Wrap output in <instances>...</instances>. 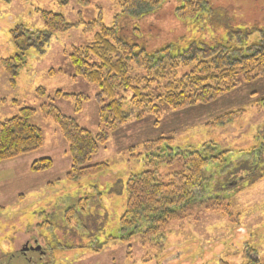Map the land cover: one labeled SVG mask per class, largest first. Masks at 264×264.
<instances>
[{
	"label": "rangeland",
	"instance_id": "obj_1",
	"mask_svg": "<svg viewBox=\"0 0 264 264\" xmlns=\"http://www.w3.org/2000/svg\"><path fill=\"white\" fill-rule=\"evenodd\" d=\"M205 1L200 17L184 22L174 16L180 5L177 0L166 2L144 20L123 14L114 0H0V123L19 115L24 106L50 103L93 135L99 132L100 108L95 100L99 90L76 77L69 58L73 48L94 42L96 31L85 33L81 22L102 16L105 26H117L127 43L145 47L149 54L171 46L172 56L191 47H232L237 44L230 39L233 33L251 34L253 40L264 28V0ZM39 11L62 15L73 27L38 43V33L45 30ZM16 55L21 56L23 66L12 84L1 63ZM195 63L181 68L179 76ZM130 65L133 79L145 75L134 63ZM58 91L88 99L76 111L73 99L55 97ZM132 96L130 91L117 98L128 101ZM263 98L264 77H260L210 103L182 109L163 106L160 119L152 114L132 119L112 131L107 144L89 162L91 166L108 164L109 170L77 181L67 180L72 158L58 126L36 115L31 123L41 129L42 147L0 163V264H22V260L24 264H246L248 248L254 251L250 258L264 264V178L247 186L254 178L242 173L249 161L260 158L255 175L264 173ZM238 110L245 113L237 120L208 126L215 118ZM160 138H174L175 149L198 150L215 144L218 152L229 151L225 164L210 166L207 172L214 175L210 190L222 187L235 172L236 179L245 178L238 180L240 191L230 187L220 192L232 210V221L194 206L170 225L160 245L143 246L137 238L122 240L119 222L125 212V185L131 175L145 171L143 163L131 160L130 155L141 153L144 142ZM43 159H50L52 167L33 170V164ZM181 168L180 163L164 166L159 175L162 178ZM26 246L33 254L22 258Z\"/></svg>",
	"mask_w": 264,
	"mask_h": 264
},
{
	"label": "trees",
	"instance_id": "obj_2",
	"mask_svg": "<svg viewBox=\"0 0 264 264\" xmlns=\"http://www.w3.org/2000/svg\"><path fill=\"white\" fill-rule=\"evenodd\" d=\"M168 1L170 0H114V4L122 9L123 14L144 20L153 16ZM177 1L180 5L175 9L174 16L184 22L197 20L206 4L205 0ZM39 15L45 30L38 33V43L48 41L54 34L68 32L73 27L62 15L49 11H39ZM80 24L84 25L85 33L96 31L94 42L89 46L73 48L69 58L75 68L76 77L83 78L99 90L95 96L100 108L99 132L93 135L74 119L61 114L50 103H44L38 108L24 106L19 115L0 123V163L29 155L42 147L41 129L31 123L40 114L43 119L54 121L69 145L72 164L67 180L95 177L107 172L110 166H91L89 162L107 144L110 133L123 124L132 119H143L149 114L160 119L163 106L182 109L210 103L234 91L243 82L264 77V28L253 40L251 34L239 36L233 33L230 39L238 45L232 47H191L177 56H172L171 46L149 54L145 47L127 43L119 36L117 26H105L102 16L89 23ZM133 31L141 34L138 29ZM35 34L30 33L32 36ZM131 62L143 70L145 75L133 79L130 73ZM193 62H196L195 65L179 76V70L190 67ZM1 65L10 82L15 84L23 66L21 56L3 60ZM38 91L45 94L43 89ZM130 91L133 93L130 100L117 98L119 93ZM55 97L73 99L76 102V111L82 110L83 100L88 99L84 95H69L62 91L56 92ZM260 102L264 103V98ZM243 113V110L227 112L215 118L208 126H225L237 120ZM174 143V138L146 141L141 145V153L130 155L131 160H140L143 163L145 171L131 175L125 185V212L119 222L122 240L131 241L132 238H137L143 246L160 245L170 225L182 220L194 206L218 212L233 220L232 210L220 192L228 191L232 187L233 192L240 191L243 188L238 180L243 182L245 178L236 179L235 172L222 187L215 186L210 190L214 175L207 172L210 166L225 164L229 151L218 152L215 144H204L198 150L175 149ZM134 150L135 148L131 149ZM249 162L248 168L241 171L249 177L247 179L254 178L247 185L252 186L264 178V173L255 175L257 162L262 163V158L257 162L254 159ZM175 163L182 165L181 170L161 178L160 169ZM50 167L52 161L43 159L35 162L32 168L43 171ZM234 181L237 184L235 188ZM159 249L163 250L164 246ZM253 252L250 248L246 250V264H263L250 258ZM24 263L25 260H22V264Z\"/></svg>",
	"mask_w": 264,
	"mask_h": 264
},
{
	"label": "flooded vegetation",
	"instance_id": "obj_3",
	"mask_svg": "<svg viewBox=\"0 0 264 264\" xmlns=\"http://www.w3.org/2000/svg\"><path fill=\"white\" fill-rule=\"evenodd\" d=\"M27 248H28V247L26 246L25 249L21 251V253H22V254H21V257H22V258L27 257V255H28L29 253L33 254V252H31L30 250H27ZM24 256H25V257H24Z\"/></svg>",
	"mask_w": 264,
	"mask_h": 264
}]
</instances>
